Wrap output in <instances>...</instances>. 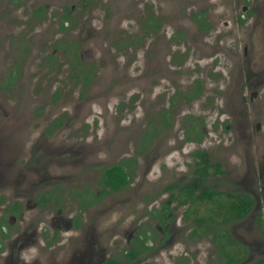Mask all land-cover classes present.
<instances>
[{
    "label": "rangeland",
    "instance_id": "rangeland-1",
    "mask_svg": "<svg viewBox=\"0 0 264 264\" xmlns=\"http://www.w3.org/2000/svg\"><path fill=\"white\" fill-rule=\"evenodd\" d=\"M258 3L263 10L264 0H0V203L22 207L4 221L27 242L25 264H85L95 239L97 254L119 255L133 234L154 238L139 264H221L211 235H190L192 209L203 215L211 204L178 208L165 189L191 180L197 149L224 170L208 184L254 198L229 225L246 248L239 264L264 259ZM196 84V98L178 95ZM192 120L200 142L185 139ZM112 164L129 184L92 198ZM164 204L176 222L163 235L155 216Z\"/></svg>",
    "mask_w": 264,
    "mask_h": 264
},
{
    "label": "trees",
    "instance_id": "trees-1",
    "mask_svg": "<svg viewBox=\"0 0 264 264\" xmlns=\"http://www.w3.org/2000/svg\"><path fill=\"white\" fill-rule=\"evenodd\" d=\"M196 85L197 87L191 89L188 95L185 96L183 92H179V94L184 96L186 100L193 99L201 93V86L199 84ZM189 126L190 130L186 131L185 139L200 142L202 133L199 124L192 120ZM190 132L194 134V137L190 136ZM192 156L194 158L192 170L194 175L191 180L182 185L177 183L169 184L165 189L178 188V194L172 191L170 197L172 199L177 198L181 204H188L186 210H190V207L197 201H205L211 204V207L207 208L208 212L203 215H199L197 210L192 209L193 216L191 220L195 227L191 230L190 235L193 237L211 235L210 239L216 245L218 258L220 260L223 259L220 261L221 264H239L244 259L246 248L232 236L229 225L245 219L250 214L254 206L253 197L245 191L218 190L212 185L206 184V176L224 173V170L219 162H212L202 149L193 151ZM101 172L98 190L100 196L126 187L131 179L129 173L121 164L103 166ZM197 190L198 192H196ZM179 194H182L181 199ZM99 195L94 194L92 198L93 196L96 198ZM168 206L167 204L163 205V211L169 212ZM140 252L136 248L128 250V253L133 258ZM104 264H116V259L111 257ZM251 264H264V259L255 260Z\"/></svg>",
    "mask_w": 264,
    "mask_h": 264
},
{
    "label": "flooded vegetation",
    "instance_id": "flooded-vegetation-1",
    "mask_svg": "<svg viewBox=\"0 0 264 264\" xmlns=\"http://www.w3.org/2000/svg\"><path fill=\"white\" fill-rule=\"evenodd\" d=\"M255 10H256V13L261 14V15L264 16V9L262 10V7L259 6V3L257 4V8L254 9L253 11H255ZM62 14H63V20H62V22L60 24V29H67V26H70L69 22H70L71 16L69 14H67V13H62ZM188 94L189 93H185V96L188 95ZM178 95H180V94L178 93ZM182 97L184 98V96H182ZM196 97H194V98H196ZM193 175L194 174H192V176ZM209 176L210 175L206 176V180H205L206 184H208L207 183V179H208ZM100 178H101V175H100ZM186 183H188V182H185V183L181 182V183H179V185L186 184ZM82 190H84V189H81L78 192V195L82 192ZM167 191H169V196H171V192L172 191L175 192L176 194H178V192H179L178 188H172V189H169ZM196 192H198V190ZM96 195H99V191H97ZM5 196H8V195L5 193ZM181 197H182V194H179V198L180 199H181ZM101 199H102V196H100V195L97 196V200H101ZM172 200L175 201L174 206H177L178 208L188 205V204L179 203L177 198H173ZM253 200H254V198H253ZM42 201H44V199ZM79 203L81 205H83L84 208L86 207V203L87 202L86 203H82L81 200H80ZM0 204H1L0 207H1V211H2V223L0 225V241H2L3 244H5V251H1L0 252V260H3V262H2L3 264H25L24 261H22L23 259L20 257L19 254H20V250L22 249L24 244H26L27 242H25V243L21 242L19 244L18 243L19 242L18 239H14L13 240L12 239V234L9 231L8 227L6 226L7 224L4 221V218L6 216H8L9 218H13V219H16L17 217H21V215H22V209L21 208L22 207H21L20 203H18L16 201H9L8 198H7L6 201L4 200ZM254 205H255V201H254ZM148 216L151 217L150 214ZM175 217L176 216H174V218ZM155 218H156L155 220H156L157 227L159 229H161V230H162L163 227L165 228L164 230H162L163 235L166 233V229L169 228L171 225H174L175 222H176L175 219L172 220L171 211L170 212L163 211V206L162 205H160L158 207V209L156 210ZM181 219H182V217H181ZM190 222L192 223V221H190ZM73 223H75V224L78 223L79 224V221L75 220ZM52 236L54 237L55 233H53ZM153 240H154L153 237L148 236L146 234H143L140 237L137 234L136 235L133 234L127 240V248L124 249L123 253L121 252L119 255H108L107 257H102L101 254H97L98 253L97 251H100L102 253V249L98 248V246L100 245V242H99L98 239H95V240L89 242L91 245H93L90 250H92L94 252H92V251L91 252H87L86 251L87 253H85L84 251H82L81 254H83V255L81 256V259L85 260V264H104L107 260H109L111 257H113V258L116 259V264H127V263L139 264L141 259H142V256H145V255L149 254V252L151 250V245L150 244H151V242ZM7 245H9V246L7 247ZM135 248L138 249L139 252L140 251L141 252L138 253V255L135 258H133L132 255L128 253V250H133ZM7 249L9 250V252L6 253ZM94 253H95V255H94ZM260 259H262V258H260ZM2 263L0 262V264H2Z\"/></svg>",
    "mask_w": 264,
    "mask_h": 264
}]
</instances>
